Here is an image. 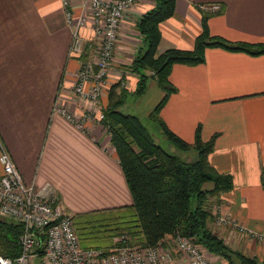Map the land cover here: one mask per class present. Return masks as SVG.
<instances>
[{
  "label": "crops",
  "instance_id": "crops-1",
  "mask_svg": "<svg viewBox=\"0 0 264 264\" xmlns=\"http://www.w3.org/2000/svg\"><path fill=\"white\" fill-rule=\"evenodd\" d=\"M70 2L74 17L85 11L82 0ZM208 5H218L220 11L206 21L210 36L264 45V0H176L173 15L158 25L157 53L191 50L200 33L198 7ZM152 7V0H135L120 23L107 89L122 78L123 87L133 90L136 77L125 69L141 45L135 24ZM80 34L88 55L92 33L84 29ZM70 41L59 0H0V149L23 183L36 189L48 186L71 216L129 206L125 181L100 122L93 119L79 129L56 111L60 107L79 115L83 109L72 95L78 63L68 54ZM167 80L175 91L158 118L187 144L193 142L196 126L201 142L215 136L207 163L231 178V189L219 195L218 203L210 199L211 232L229 248L264 260V55L206 48L201 64L173 65ZM149 85L156 86L153 80ZM145 94L138 97L147 106L143 116L162 97L157 93L150 102ZM105 105L104 97L99 109ZM218 214L240 224L248 236L217 225ZM163 246L171 250L166 238Z\"/></svg>",
  "mask_w": 264,
  "mask_h": 264
},
{
  "label": "trees",
  "instance_id": "trees-1",
  "mask_svg": "<svg viewBox=\"0 0 264 264\" xmlns=\"http://www.w3.org/2000/svg\"><path fill=\"white\" fill-rule=\"evenodd\" d=\"M175 1L152 0L153 7L139 17L135 29L141 45L125 69L136 77L134 88L128 92L121 84L122 78L110 85L106 105L100 110V124L108 135L131 204L72 215L73 228L82 248L110 249L122 244L121 241H113L121 236L127 238L128 244L140 246H155L166 236H182L225 264H232L233 261L256 264L255 258L225 245L208 226L212 220L210 199L218 203L219 195L228 192L232 186L230 176L216 173L207 163L215 136L201 142L199 126H196L193 142L187 144L165 127L158 118V111L175 91L167 80L173 65L201 64L206 48L251 56L264 55V45L232 43L210 36L206 21L220 11L198 10L200 33L194 38L192 49H167L158 54V25L173 15ZM82 58H87V55L83 54ZM149 79L155 82L162 97L147 114V119L156 124L159 133L179 152L178 155L166 152L157 145L136 116L119 111L128 95L139 97L144 93ZM188 153H193L192 160H183L181 156ZM260 182L264 189L262 178ZM204 184H210V189H205ZM20 232L19 224L0 217V256L14 258L18 254ZM260 264H264V260Z\"/></svg>",
  "mask_w": 264,
  "mask_h": 264
},
{
  "label": "built area",
  "instance_id": "built-area-1",
  "mask_svg": "<svg viewBox=\"0 0 264 264\" xmlns=\"http://www.w3.org/2000/svg\"><path fill=\"white\" fill-rule=\"evenodd\" d=\"M59 1L71 29L68 54L78 63L72 95L83 109L79 115L60 107L56 111L82 129L87 121H101L99 106L113 62L119 25L135 0H82L85 11L75 17L70 0ZM200 9L216 12L218 5L200 6ZM84 29L92 33L93 39L87 58H82L80 33ZM0 168V217L21 227L18 254L14 258L0 256V264H209L205 250L182 236L165 237L171 250L163 246L165 238L155 246H140L128 244L124 236L114 238L113 241L122 244L110 249L82 248L71 216L60 206L48 186L36 189L23 183L2 148ZM215 222L243 237L248 236L246 230L228 216L218 214Z\"/></svg>",
  "mask_w": 264,
  "mask_h": 264
},
{
  "label": "rangeland",
  "instance_id": "rangeland-1",
  "mask_svg": "<svg viewBox=\"0 0 264 264\" xmlns=\"http://www.w3.org/2000/svg\"><path fill=\"white\" fill-rule=\"evenodd\" d=\"M118 81H119V79H117L116 81L114 80V83H116ZM149 82H150V79L146 83V89H145L146 90V94L144 95V98H147L148 99L147 101L151 102L152 100H155V98H157V93H160L161 91L158 90V87L153 86V85L149 88V86L151 85V84L149 85ZM154 87L156 89V92L154 94H152V91H153ZM103 90H104V92L102 91V96H101L102 101H103L104 97L106 99V94H107V90L108 89L104 86ZM142 98H140V99H142ZM138 101H140V102H138ZM139 103L141 104L140 106H139ZM143 106H145V108L147 107L144 103H141V100H139L138 97H134L132 95H128L125 98V100L122 103V105L120 106L119 111L121 113H123V114L136 116L138 118V120L140 121V123L143 125V127L152 136L154 142L157 145H159L166 152L178 155L179 152H177L175 149H173V147L171 145H169L168 141L159 133V130H158L156 124L154 122L150 121L149 119H147V115L143 116V112L145 110V108ZM181 158L183 160H185V161H190L193 158V153L184 154L183 156H181ZM208 187H210V185L206 184V188H208ZM212 202H211V204H212ZM236 251L242 253L240 250H236ZM246 254H248V253H246ZM245 256H247L249 258H251V257L255 258L256 261H257L256 264H260V260H262V258L259 259L258 256H252L250 254L245 255ZM207 261H208L209 264H212V261H210L208 258H207ZM223 264H225V263H223ZM232 264H238V263L233 261Z\"/></svg>",
  "mask_w": 264,
  "mask_h": 264
}]
</instances>
